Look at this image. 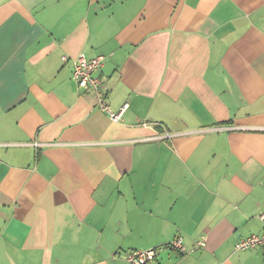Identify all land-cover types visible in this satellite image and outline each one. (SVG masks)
<instances>
[{"label": "crops", "instance_id": "obj_1", "mask_svg": "<svg viewBox=\"0 0 264 264\" xmlns=\"http://www.w3.org/2000/svg\"><path fill=\"white\" fill-rule=\"evenodd\" d=\"M263 212L264 0H0V264H264Z\"/></svg>", "mask_w": 264, "mask_h": 264}, {"label": "built area", "instance_id": "obj_2", "mask_svg": "<svg viewBox=\"0 0 264 264\" xmlns=\"http://www.w3.org/2000/svg\"><path fill=\"white\" fill-rule=\"evenodd\" d=\"M104 62V55H99L91 59L86 58L84 55H80L74 61L72 79L76 82L78 88L94 91L98 97L99 108L108 113L113 120L117 121L120 119L122 112H114L106 102L101 90V78L97 74L104 65ZM259 218L261 219L264 227V212L260 214ZM200 243L204 244L203 242ZM168 246L182 250V237H176L168 244ZM258 246L263 248L264 253V231L262 234H252L248 237L242 238L236 243L237 250L255 248ZM161 249L162 247L132 249L125 253V259L130 264H150L156 260Z\"/></svg>", "mask_w": 264, "mask_h": 264}]
</instances>
